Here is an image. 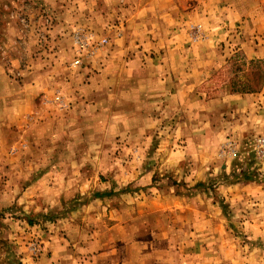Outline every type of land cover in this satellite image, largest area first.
I'll list each match as a JSON object with an SVG mask.
<instances>
[{
	"label": "rangeland",
	"instance_id": "obj_1",
	"mask_svg": "<svg viewBox=\"0 0 264 264\" xmlns=\"http://www.w3.org/2000/svg\"><path fill=\"white\" fill-rule=\"evenodd\" d=\"M186 3L0 0V264H264V100Z\"/></svg>",
	"mask_w": 264,
	"mask_h": 264
},
{
	"label": "crops",
	"instance_id": "obj_2",
	"mask_svg": "<svg viewBox=\"0 0 264 264\" xmlns=\"http://www.w3.org/2000/svg\"><path fill=\"white\" fill-rule=\"evenodd\" d=\"M246 1V5L248 6L246 8L237 4L235 0H223V5L225 4L226 10H228L232 14L233 18H235V20L232 19V21L239 23L238 26L243 35V44L240 49L246 59L249 61L254 59H264V0ZM167 2L168 4L172 2L171 6H167L168 8L163 7L167 10V13L179 14L182 18L189 15V13L185 10L187 5L186 0H182L180 6L176 5L174 0H167ZM159 3L162 2L159 1ZM200 7V12H202V6L200 5ZM60 12H62L60 9L57 10V14H60ZM203 12H206V9ZM236 23H231V25H236ZM64 25L65 24L63 23V26ZM232 96V99H246L248 102L256 101L257 99H255L254 96L260 97L261 100H264V86L258 93L233 94Z\"/></svg>",
	"mask_w": 264,
	"mask_h": 264
},
{
	"label": "trees",
	"instance_id": "obj_3",
	"mask_svg": "<svg viewBox=\"0 0 264 264\" xmlns=\"http://www.w3.org/2000/svg\"><path fill=\"white\" fill-rule=\"evenodd\" d=\"M257 70V85L250 83L247 78L242 81L246 72ZM254 77V76H253ZM264 81V59L247 60L242 52L230 57L227 64L216 72L207 83L212 84L213 90L219 91L223 86L229 85L232 94H252L259 90ZM205 87V84H203ZM218 94V92H217Z\"/></svg>",
	"mask_w": 264,
	"mask_h": 264
},
{
	"label": "built area",
	"instance_id": "obj_4",
	"mask_svg": "<svg viewBox=\"0 0 264 264\" xmlns=\"http://www.w3.org/2000/svg\"><path fill=\"white\" fill-rule=\"evenodd\" d=\"M103 43H105V40H103V41L101 42V44H103Z\"/></svg>",
	"mask_w": 264,
	"mask_h": 264
}]
</instances>
